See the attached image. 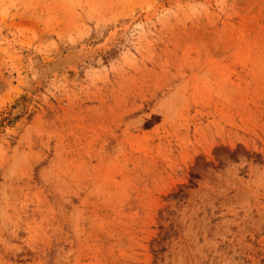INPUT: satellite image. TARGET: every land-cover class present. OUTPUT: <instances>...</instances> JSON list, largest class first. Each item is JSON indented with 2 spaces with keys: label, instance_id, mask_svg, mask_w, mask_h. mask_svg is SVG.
<instances>
[{
  "label": "rangeland",
  "instance_id": "374dc122",
  "mask_svg": "<svg viewBox=\"0 0 264 264\" xmlns=\"http://www.w3.org/2000/svg\"><path fill=\"white\" fill-rule=\"evenodd\" d=\"M0 264H264V0H0Z\"/></svg>",
  "mask_w": 264,
  "mask_h": 264
}]
</instances>
